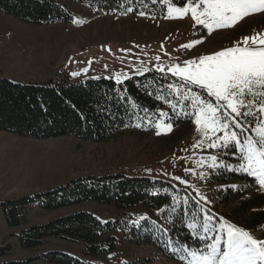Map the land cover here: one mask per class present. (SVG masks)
<instances>
[{
  "label": "trees",
  "instance_id": "16d2710c",
  "mask_svg": "<svg viewBox=\"0 0 264 264\" xmlns=\"http://www.w3.org/2000/svg\"><path fill=\"white\" fill-rule=\"evenodd\" d=\"M74 1L101 14L129 12L131 8V14L161 16L165 11L162 0ZM0 11L33 24L66 23L72 17L68 8L54 0H0ZM180 84L173 75L155 70L119 83L105 78L71 81L68 74L42 82L0 78V130L33 138L73 135L101 143L124 131L148 129L158 119L187 127L194 117L185 115L192 108L183 98L187 90ZM192 90L214 103V98L200 88ZM249 134L245 132L240 139ZM208 143L200 149L194 191L147 176L86 175L6 201L4 211L10 215L6 219L9 224H18L14 210L34 202L43 210L86 201L117 210L105 220L91 211L79 210L22 229L19 244L23 248L38 246L52 236L82 243L80 256L60 250H47L41 255L45 262L55 264H110L101 259L115 253L117 233L130 245L145 246L148 255L119 258L116 264H152L157 259L164 264H187L185 249L203 250L204 244L211 243L210 238L217 234L204 231L205 215L212 216L209 227L224 220L264 239V189L239 169V151L211 149ZM211 156L218 157V165L223 161L236 170L210 168ZM197 190L209 201L207 205L200 201L202 208L195 206L199 200Z\"/></svg>",
  "mask_w": 264,
  "mask_h": 264
},
{
  "label": "rangeland",
  "instance_id": "374dc122",
  "mask_svg": "<svg viewBox=\"0 0 264 264\" xmlns=\"http://www.w3.org/2000/svg\"><path fill=\"white\" fill-rule=\"evenodd\" d=\"M54 1L69 9V22L33 24L0 11V78L42 82L68 74L71 81L105 78L117 82L119 77L122 82L147 70L173 75L168 72L173 65L183 66L186 60L232 47L243 37L264 34V11L209 34L203 26L195 25L190 13L182 19L165 18L171 0H162L165 11L161 16L123 11L101 14L74 0ZM194 41L203 42L182 47ZM193 121L184 127L158 119L148 129L124 131L101 143L73 135L33 138L0 130V247L4 249L0 264H55L42 259L47 250L80 256V241L52 236L38 246L23 248L19 233L79 210L91 211L101 220L117 213L113 206L94 201L55 210H43L34 202L15 209L18 224H9L6 217L10 215L3 206L8 200L75 177L113 173L158 178L176 187L196 190L201 162L197 142L203 141L204 145L209 141L196 132ZM158 122L162 124L159 134ZM165 124L172 127L167 129ZM116 236L115 253L101 261L116 264L119 258L148 255L145 246L130 245L119 233ZM152 264L164 263L157 259Z\"/></svg>",
  "mask_w": 264,
  "mask_h": 264
},
{
  "label": "snow or ice",
  "instance_id": "6c2138e0",
  "mask_svg": "<svg viewBox=\"0 0 264 264\" xmlns=\"http://www.w3.org/2000/svg\"><path fill=\"white\" fill-rule=\"evenodd\" d=\"M177 2L171 0L165 18L182 19L190 13L195 25L203 26L209 34L233 27L244 17L264 11V0H179L183 6H172ZM139 14L144 15L143 12ZM202 42L194 41L182 47L191 48ZM168 72L178 77L180 88L187 90L183 98L190 102L192 111L185 115L194 117L196 132L210 141L207 147L235 148L242 154L239 169L264 189V34L243 37L232 47L186 60L183 66L173 65ZM117 82H120L119 77ZM168 87L173 88L172 85ZM193 87L214 98V103L194 92ZM161 127L158 122L157 134ZM163 127L170 129L172 125ZM245 132L250 134L241 140L240 136ZM203 143L197 142L200 147ZM209 159L210 168L222 166L228 171L236 170L223 161L218 165L217 156ZM201 178H204L203 174ZM180 183L186 181L180 180ZM196 195L199 197L196 207L202 208L200 201L204 205L209 203L198 190ZM187 202L188 198H185L184 203ZM204 220V231L217 234L210 238L211 243L204 244L203 250L185 249L187 264H264V239L224 220L209 227L210 215H205Z\"/></svg>",
  "mask_w": 264,
  "mask_h": 264
}]
</instances>
